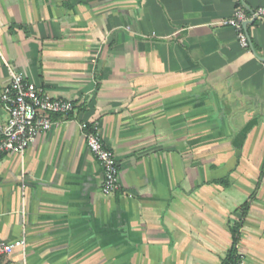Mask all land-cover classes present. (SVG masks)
<instances>
[{
    "label": "crops",
    "instance_id": "1",
    "mask_svg": "<svg viewBox=\"0 0 264 264\" xmlns=\"http://www.w3.org/2000/svg\"><path fill=\"white\" fill-rule=\"evenodd\" d=\"M236 8L0 0V87L13 71L76 106L24 159L0 158V243L27 240L0 264H232L239 222L240 252L264 264V20L245 51L221 25ZM82 123L119 163L111 196Z\"/></svg>",
    "mask_w": 264,
    "mask_h": 264
},
{
    "label": "built area",
    "instance_id": "2",
    "mask_svg": "<svg viewBox=\"0 0 264 264\" xmlns=\"http://www.w3.org/2000/svg\"><path fill=\"white\" fill-rule=\"evenodd\" d=\"M237 8L233 16L224 20L221 25L232 29L240 47L252 52V45L245 25L254 19L264 20V7L249 13L244 0H235ZM10 84L0 87V109L7 114L5 124L0 123V158L4 156H19L25 158L36 143L39 136L51 131L57 123L53 116H67L76 109L69 101L55 100L27 81L22 74L10 72ZM80 129L87 142L90 153L94 156L103 171L101 191L105 196H111L120 189V167L115 154L102 142L97 123H82ZM27 245L25 237L13 243H0V258H9L17 250L24 251ZM237 259L234 264H248L240 252V246H235ZM3 264H26L11 260Z\"/></svg>",
    "mask_w": 264,
    "mask_h": 264
},
{
    "label": "trees",
    "instance_id": "3",
    "mask_svg": "<svg viewBox=\"0 0 264 264\" xmlns=\"http://www.w3.org/2000/svg\"><path fill=\"white\" fill-rule=\"evenodd\" d=\"M264 175V172L262 173V177ZM219 184H222V185H228V180H222L219 182ZM249 207V203H245L244 206H242L241 208V211L243 213V218L245 217V214H246V211ZM242 228V222H239V223H236L232 228H231V234H232V237H233V240H234V248L232 250V253L230 255V262L232 264L235 263L236 259H237V251H236V248L235 246L239 243V237H240V230Z\"/></svg>",
    "mask_w": 264,
    "mask_h": 264
},
{
    "label": "water",
    "instance_id": "4",
    "mask_svg": "<svg viewBox=\"0 0 264 264\" xmlns=\"http://www.w3.org/2000/svg\"><path fill=\"white\" fill-rule=\"evenodd\" d=\"M253 22H248L246 25H245V27H246V30H247V28H248V25H250V24H252ZM247 33H248V31H247Z\"/></svg>",
    "mask_w": 264,
    "mask_h": 264
}]
</instances>
